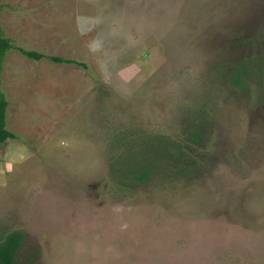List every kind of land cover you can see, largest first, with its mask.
I'll return each mask as SVG.
<instances>
[{"label":"rangeland","instance_id":"rangeland-1","mask_svg":"<svg viewBox=\"0 0 264 264\" xmlns=\"http://www.w3.org/2000/svg\"><path fill=\"white\" fill-rule=\"evenodd\" d=\"M0 6L16 47L87 66L7 57L0 240L25 235L19 264H264V0ZM156 138L189 172L115 182Z\"/></svg>","mask_w":264,"mask_h":264},{"label":"trees","instance_id":"trees-1","mask_svg":"<svg viewBox=\"0 0 264 264\" xmlns=\"http://www.w3.org/2000/svg\"><path fill=\"white\" fill-rule=\"evenodd\" d=\"M3 7L0 6V145L10 140H18V136L8 129V109L10 103L3 89V74L8 55L12 51L19 52L22 56L34 62L48 60L54 64L77 65L87 69L84 63L75 62L55 56H47L37 51H29L24 48L16 47L9 37L6 36L2 26ZM242 72L237 70L235 77L231 78L235 85H243L241 82ZM194 140L200 143L199 136L194 135ZM153 140V139H152ZM157 144V145H154ZM154 145V146H153ZM153 148H157L156 151ZM176 151V153H175ZM190 151L187 145L180 141L173 142L167 138H156L150 144H144L143 148H135L132 151L120 155L111 165L112 176L119 185L124 187L136 188L152 181L156 175L161 173H171L169 159H176L178 162L179 174L188 173L186 169L180 170L183 161L182 156L190 164ZM167 160V162L165 161ZM25 240V235L21 232L6 234L0 240V264H19V250Z\"/></svg>","mask_w":264,"mask_h":264}]
</instances>
